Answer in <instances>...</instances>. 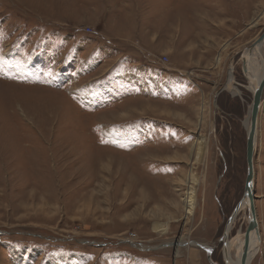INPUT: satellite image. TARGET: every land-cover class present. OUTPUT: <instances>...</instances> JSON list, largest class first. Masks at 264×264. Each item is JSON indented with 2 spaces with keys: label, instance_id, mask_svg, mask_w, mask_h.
<instances>
[{
  "label": "rangeland",
  "instance_id": "374dc122",
  "mask_svg": "<svg viewBox=\"0 0 264 264\" xmlns=\"http://www.w3.org/2000/svg\"><path fill=\"white\" fill-rule=\"evenodd\" d=\"M263 7L0 0V264H226L253 100L242 56L264 32V17L252 25ZM262 100L254 163L263 243L251 264H264ZM198 132L208 151L194 164L198 205L186 219ZM160 222L170 224L164 234ZM232 224L231 237L245 233L246 208Z\"/></svg>",
  "mask_w": 264,
  "mask_h": 264
},
{
  "label": "bare ground",
  "instance_id": "6f19581e",
  "mask_svg": "<svg viewBox=\"0 0 264 264\" xmlns=\"http://www.w3.org/2000/svg\"><path fill=\"white\" fill-rule=\"evenodd\" d=\"M262 17H264V7L262 11H260L257 14V16L253 19L252 25L258 24V22L260 21ZM263 43L264 42L257 44L252 49L248 48L247 52L245 53V61L247 65V78L249 79V82H250L248 86L252 90V92H254L260 80L264 77V56L262 55ZM226 45L228 46V44ZM226 45L223 46V50L226 49ZM222 56L223 55H219L217 57V61L219 63L222 62ZM233 71L234 70L231 68L229 72V80H228V84L226 88H228L229 91H231L235 95L241 92L239 88H237L234 84L235 77H234ZM262 103H263V100L261 102V106H262ZM261 106H260V109H261ZM202 118H203V115H202ZM245 122H246L247 128L249 129L250 117H247ZM207 151H208V141L203 134L198 132L197 139L192 145L191 152H190V161H191L190 164L192 166V169L188 170L186 174V178H185L186 192L183 197V208H184V217L186 219H190L194 215V212L198 205L197 191H198V184L200 183V177L199 175L196 174V172L193 169L194 164L203 163L206 159ZM245 206L248 207V201L244 202L243 206L241 207V210L244 209ZM169 226H170L169 222H160V223L154 224V229L164 234L169 230ZM232 228H233V224H230L228 226L229 236L227 239V245L225 248L223 247L224 257L228 264H240L242 260L244 244L246 242L247 236H245L244 232H239L237 235L231 237L230 231L232 230ZM260 237H261V240L259 241L256 236V233L254 232L251 234V237L249 236V240L251 243V246H250V249H251L250 261L251 262L253 260V256L259 252L262 246V243H263L261 230H260ZM182 241L183 240H181V242ZM182 244L184 245L185 242H182Z\"/></svg>",
  "mask_w": 264,
  "mask_h": 264
},
{
  "label": "water",
  "instance_id": "95a60500",
  "mask_svg": "<svg viewBox=\"0 0 264 264\" xmlns=\"http://www.w3.org/2000/svg\"><path fill=\"white\" fill-rule=\"evenodd\" d=\"M264 42V32L256 39L254 44L249 47V49H252L255 47L257 44H260ZM247 52V50H246ZM245 52V53H246ZM242 61H243V69L244 73L247 77V65L245 61V54L242 56ZM249 81V79L247 78ZM250 83V82H249ZM263 93H264V77L260 80L258 86L255 88L253 92V100L250 108V125L247 133V145H246V161H247V175H246V182H245V191L242 199L240 202L237 204L235 207L233 213L231 214L226 229L223 233V241L224 245L223 247L225 248L227 245V239L229 236V231H228V226L232 224L233 220L236 218L238 213L241 211V207L243 206L244 202L248 201V207L245 206V208L249 212V225L247 230L245 231V236L246 242L244 244V249H243V256L240 264H250V259H251V243L249 240V236L251 237V234L254 232L256 233V236L258 240H261L260 237V222L258 219V212H257V205H256V195H255V163H254V156H255V145L257 142V130H258V123H259V111H260V106L261 102L263 99ZM193 245H196L198 247L206 248L208 249V245L202 244L197 241H191ZM223 248V249H224ZM255 256V255H254ZM253 256V257H254ZM226 264L227 261L225 260Z\"/></svg>",
  "mask_w": 264,
  "mask_h": 264
},
{
  "label": "crops",
  "instance_id": "0c3cea01",
  "mask_svg": "<svg viewBox=\"0 0 264 264\" xmlns=\"http://www.w3.org/2000/svg\"><path fill=\"white\" fill-rule=\"evenodd\" d=\"M219 24H221V23H219ZM231 27V25H228V28H230ZM135 36V34H134V30L132 29V30H129V38H132V37H134ZM153 37V36H152ZM215 37V36H214ZM156 39H157V35H155L152 39H151V41H153V43L151 42V44H153L154 46H157V44H156ZM171 37H170V42H171ZM216 41H219V38L218 39H216ZM156 44V45H155ZM219 46H220V44H219ZM219 49H220V47H219Z\"/></svg>",
  "mask_w": 264,
  "mask_h": 264
},
{
  "label": "flooded vegetation",
  "instance_id": "af4514ba",
  "mask_svg": "<svg viewBox=\"0 0 264 264\" xmlns=\"http://www.w3.org/2000/svg\"><path fill=\"white\" fill-rule=\"evenodd\" d=\"M211 252H213V251H211Z\"/></svg>",
  "mask_w": 264,
  "mask_h": 264
},
{
  "label": "built area",
  "instance_id": "2783aa9c",
  "mask_svg": "<svg viewBox=\"0 0 264 264\" xmlns=\"http://www.w3.org/2000/svg\"><path fill=\"white\" fill-rule=\"evenodd\" d=\"M167 60V59H166Z\"/></svg>",
  "mask_w": 264,
  "mask_h": 264
}]
</instances>
